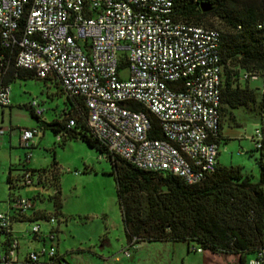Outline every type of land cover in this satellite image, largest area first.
Returning <instances> with one entry per match:
<instances>
[{"label": "built area", "instance_id": "obj_1", "mask_svg": "<svg viewBox=\"0 0 264 264\" xmlns=\"http://www.w3.org/2000/svg\"><path fill=\"white\" fill-rule=\"evenodd\" d=\"M0 35L15 66L32 69L39 77L55 76L66 93L83 97L88 125L112 156L140 169L176 174L189 184L215 169L220 34L214 27L175 19L173 0H0ZM9 62L0 53V106L11 104L10 87L1 83ZM256 76L242 74L243 79ZM29 106L37 116L45 110L36 99ZM149 113L156 116L162 137L150 135ZM3 131L0 127V136ZM37 133L36 126L21 127V145L29 148ZM250 138L256 148L262 147L260 126ZM30 157L26 151L23 162ZM23 178L31 182L29 173ZM8 204V210L0 211V264L17 261L19 240L12 217L34 208L35 200L19 195L9 197ZM51 229L44 232L39 223L32 224L28 232L42 244L28 251V258L54 254L53 243L45 246L46 236H55ZM123 254L130 255L128 247ZM263 256L264 248L247 264H262Z\"/></svg>", "mask_w": 264, "mask_h": 264}, {"label": "trees", "instance_id": "obj_2", "mask_svg": "<svg viewBox=\"0 0 264 264\" xmlns=\"http://www.w3.org/2000/svg\"><path fill=\"white\" fill-rule=\"evenodd\" d=\"M202 3L210 4V9L202 10ZM173 17L194 24L218 26L214 28L220 34V116L235 120L234 111L249 110L260 121L264 134V108L258 102L255 90L248 86V78H242L244 72L259 75L263 67L264 0H173ZM24 21L22 17L18 33ZM1 42L0 35V53L10 57L1 79L3 85L9 86L16 78L39 77L32 69L15 66L13 54ZM124 64L121 59L120 66ZM39 78L57 85L64 97L60 112L50 121L43 120L42 127L52 130L58 143H64L67 138H79L110 160L128 246L133 247L142 240L177 241L185 243L187 250L201 248L200 251L237 253L239 264H247L250 257L264 248V143L257 148L261 150L257 159V181L252 182L244 176L240 166L221 165L217 161L212 172L189 184L176 174L140 169L120 156L109 154L88 125L83 97L66 93L55 76ZM133 105L141 108L139 103ZM31 113L37 119L41 116L35 115L32 109ZM149 117L152 123L150 135L162 137L156 116L149 113ZM71 119L73 124L68 125ZM219 134L217 143L221 139V130ZM22 165L24 172L20 180L30 184L32 172L37 170L26 167V162ZM25 172L30 175L29 183L23 178ZM45 173L44 168L38 170V181L46 178ZM7 182L10 197L19 196L10 190L14 185L10 174ZM55 203L60 205L58 197ZM29 211L34 208L27 212L16 211L12 220H35ZM41 217L48 221L50 217L55 219L48 212H43ZM56 231L57 228L52 226L50 232L56 234ZM32 237L36 238L35 235ZM64 260V255L57 249L53 255H42L38 260L26 256L28 264H63Z\"/></svg>", "mask_w": 264, "mask_h": 264}, {"label": "rangeland", "instance_id": "obj_3", "mask_svg": "<svg viewBox=\"0 0 264 264\" xmlns=\"http://www.w3.org/2000/svg\"><path fill=\"white\" fill-rule=\"evenodd\" d=\"M121 73L125 75L126 70L123 69ZM263 79L264 63L260 74L255 78H248L246 82L255 90L257 100L264 108ZM9 87L10 97L15 101L14 122L21 127L35 125L38 133L33 137L34 144L30 148L17 142L11 149V155L8 151H0V211L8 208L7 177L10 174L14 182L10 190L14 195L35 197L38 207L55 216L53 223L39 218L23 221L22 224L31 228L37 222L44 232L50 226H59L53 239L46 236L45 246L48 248L51 243L56 248L58 246L59 251L68 256V259L65 258L66 262L79 264L73 259L74 253L66 250L73 246H85L90 241L99 244L105 241V253L126 256L123 249L127 248L128 242L110 160L79 138H67L64 143H58L57 135L52 130L43 129V120H51L63 107L64 97L53 82L33 76L16 78L10 82ZM32 99L39 101L45 108L39 119L27 107ZM16 102L21 105L17 106ZM234 113L235 120L221 117L223 137L218 143V162L226 166H240L243 175L255 182L259 175L257 159L261 150L255 147L250 136L255 127L260 126V121L249 110ZM26 151L32 155L25 161V166L37 170L32 172L33 182L30 184H23L20 180L24 172L22 164ZM42 168L46 170V178L38 181V170ZM56 196L60 205L55 203ZM26 235L30 238L26 242L25 238H20L19 243L23 253L42 244L41 241L32 239L31 233ZM128 247L129 256L138 257L142 264H239L237 253L187 250L184 243L177 241L142 240L133 247ZM203 255L206 258L199 260L198 257Z\"/></svg>", "mask_w": 264, "mask_h": 264}, {"label": "crops", "instance_id": "obj_4", "mask_svg": "<svg viewBox=\"0 0 264 264\" xmlns=\"http://www.w3.org/2000/svg\"><path fill=\"white\" fill-rule=\"evenodd\" d=\"M16 104H17V106L21 105L19 102H16ZM14 105H15L14 98L11 97V104L10 105L0 106V127L4 129L2 135L0 136V151L1 150L8 151L10 153V155L12 152V150H11L12 147H14V145L17 144V142L20 143L19 135H20L21 126H18L16 124V122H14L15 116H16L15 115L16 109H15ZM27 107H29V106H27ZM53 118H55V116ZM46 121H50V120H46ZM34 126L35 125H33L31 127H34ZM22 127H29V126H22ZM220 130H221V138H222L223 137L222 123H221V129ZM42 134H44V133L42 132ZM33 140H34V138H32L30 141V147L34 144ZM217 161H218V158H217ZM9 197H10V195H9ZM7 207L4 206V208L5 209L7 208V210H8L10 208V204H8ZM3 211H6V210H3ZM43 212H47V210L44 208L38 207L37 204L35 203L34 211H32L28 214H30L31 217H33L36 220V219L42 218L41 216H42ZM22 223H23V220H18L15 218L11 223L12 230H13L14 234L18 237L19 243H20V238H23V239L25 238V242L28 240V238H30L29 235H28L29 237L26 235L29 233L28 232L29 228L27 226H25V224H22ZM50 228H51V226H50ZM56 228H57V230L60 229L59 226H57ZM49 229H48V231H49ZM3 239H4L3 235H0V252L2 251L1 242ZM174 242H176V241H174ZM79 245H81V244H79ZM104 245H105V241H101L100 244L98 242L90 241L85 246H73V248H71L70 250H66V251H68V252L72 251L74 253L73 259L75 260V262H77L79 264H142L141 260L136 256H133V257L127 256L126 257V256H117V255L111 254V253H105L104 248H103ZM185 246H186V244H185ZM20 247L21 246L19 244L17 261L10 263V264H28L26 262L27 252L23 253ZM36 247H38V246H36ZM186 248H187V246H186ZM56 249H57L58 253H61L59 251L58 246ZM202 251H204V250H202ZM61 254L64 255V253H61ZM65 258L68 259V256L64 255V259ZM125 258H130V259L126 260ZM205 258H206V255L198 257L199 260H203ZM66 259L64 260L63 264H69L68 262H66Z\"/></svg>", "mask_w": 264, "mask_h": 264}, {"label": "water", "instance_id": "obj_5", "mask_svg": "<svg viewBox=\"0 0 264 264\" xmlns=\"http://www.w3.org/2000/svg\"><path fill=\"white\" fill-rule=\"evenodd\" d=\"M201 7H202V10H208V9H210L211 5L208 3H202Z\"/></svg>", "mask_w": 264, "mask_h": 264}]
</instances>
